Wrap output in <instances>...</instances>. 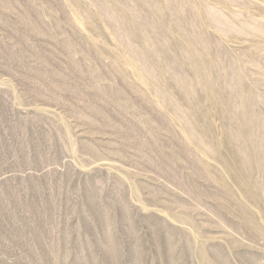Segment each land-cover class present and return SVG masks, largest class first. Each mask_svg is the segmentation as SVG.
Masks as SVG:
<instances>
[{
    "label": "rangeland",
    "instance_id": "1",
    "mask_svg": "<svg viewBox=\"0 0 264 264\" xmlns=\"http://www.w3.org/2000/svg\"><path fill=\"white\" fill-rule=\"evenodd\" d=\"M0 264H264V0H0Z\"/></svg>",
    "mask_w": 264,
    "mask_h": 264
}]
</instances>
